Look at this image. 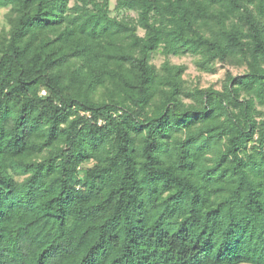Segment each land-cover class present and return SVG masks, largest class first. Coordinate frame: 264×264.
<instances>
[{
  "label": "trees",
  "instance_id": "obj_1",
  "mask_svg": "<svg viewBox=\"0 0 264 264\" xmlns=\"http://www.w3.org/2000/svg\"><path fill=\"white\" fill-rule=\"evenodd\" d=\"M109 6L0 0V264H264V0Z\"/></svg>",
  "mask_w": 264,
  "mask_h": 264
},
{
  "label": "rangeland",
  "instance_id": "obj_2",
  "mask_svg": "<svg viewBox=\"0 0 264 264\" xmlns=\"http://www.w3.org/2000/svg\"><path fill=\"white\" fill-rule=\"evenodd\" d=\"M110 3V10L112 16H118L121 17L127 13L125 12H115L113 10L115 6V0H109ZM6 14L7 10L0 9V34H2V31H6L8 29L7 21H6ZM140 35H142V31L138 32ZM164 61V58L161 55L155 54L153 57V63L157 66L161 65V63ZM170 64L173 65H183L185 67V71L183 74V80L185 81V84L188 89H191L193 87H199V88H205L209 87L210 85H214L215 88H220L222 81L224 79L225 74V68L223 69L221 66H216V71L214 74H206V73H200L196 70L194 59L188 56H182V57H173L171 56L169 58ZM228 70L232 74H238L242 72L241 69H234V68H228Z\"/></svg>",
  "mask_w": 264,
  "mask_h": 264
},
{
  "label": "built area",
  "instance_id": "obj_3",
  "mask_svg": "<svg viewBox=\"0 0 264 264\" xmlns=\"http://www.w3.org/2000/svg\"><path fill=\"white\" fill-rule=\"evenodd\" d=\"M42 94H44V93H42Z\"/></svg>",
  "mask_w": 264,
  "mask_h": 264
}]
</instances>
